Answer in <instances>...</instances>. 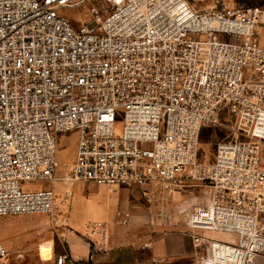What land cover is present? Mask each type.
I'll use <instances>...</instances> for the list:
<instances>
[{
	"label": "built area",
	"instance_id": "obj_1",
	"mask_svg": "<svg viewBox=\"0 0 264 264\" xmlns=\"http://www.w3.org/2000/svg\"><path fill=\"white\" fill-rule=\"evenodd\" d=\"M198 1L0 0V217L45 214L67 226L71 192L57 204L52 188L25 191L32 181L138 188L148 200V187L191 179L212 189L180 216L194 247L211 264H258L264 8ZM82 8L90 19L75 26L69 15ZM225 113L236 138L217 143L212 163L198 161L201 129L225 126ZM70 130L76 156L60 178L56 137ZM87 226L98 237L93 261L110 248L104 225ZM6 256L0 240V264Z\"/></svg>",
	"mask_w": 264,
	"mask_h": 264
},
{
	"label": "rangeland",
	"instance_id": "obj_2",
	"mask_svg": "<svg viewBox=\"0 0 264 264\" xmlns=\"http://www.w3.org/2000/svg\"><path fill=\"white\" fill-rule=\"evenodd\" d=\"M198 8L233 7L245 8L259 6L264 8V0H200L195 3ZM73 24L83 23L90 19L88 8L79 9L69 15ZM225 126H204L199 135L197 159L202 163H212L215 159L216 146L220 141H228L236 138L233 131L228 127L232 117L228 114L222 116ZM57 141V176L63 177L75 160L78 131L70 130L61 132L56 137ZM264 158V147L262 148ZM63 180L27 182L25 191H37L44 188H52L56 195ZM81 182V181H79ZM148 200L132 191L133 203H145V209L150 217L149 225L161 231L174 232L179 229L181 213L202 205L207 197L211 196L212 189L201 182L183 179L178 183H157L147 188ZM87 189L82 190V195L88 197L93 193ZM142 193V191H141ZM181 211L176 212L175 208ZM191 207V208H190ZM57 213L63 212V207H56ZM172 209L175 212H172ZM168 215H171L168 217ZM68 225V223H67ZM63 225H55L52 216L45 214H21L0 217V240L7 250V256L2 264H44L41 260L52 258V242L54 248L62 242ZM215 237V236H214ZM220 240H229L226 236H216ZM264 256V255H263Z\"/></svg>",
	"mask_w": 264,
	"mask_h": 264
},
{
	"label": "crops",
	"instance_id": "obj_3",
	"mask_svg": "<svg viewBox=\"0 0 264 264\" xmlns=\"http://www.w3.org/2000/svg\"><path fill=\"white\" fill-rule=\"evenodd\" d=\"M85 189L91 191L92 196L82 195ZM133 190L142 195L138 188L116 186L110 189L93 183L62 181L57 190V204L67 191L72 194L68 225L63 226L62 242L57 249L52 242V258L41 262L55 264L56 255L68 253L70 258L66 264H211L194 247L185 227L166 232L150 226L145 201L133 203ZM125 213L130 218L128 226L122 224ZM89 222L106 227L110 248L108 254L101 252L93 261L89 260L90 242L98 237L87 226ZM154 257L158 263L152 261ZM258 264H264L263 255Z\"/></svg>",
	"mask_w": 264,
	"mask_h": 264
}]
</instances>
